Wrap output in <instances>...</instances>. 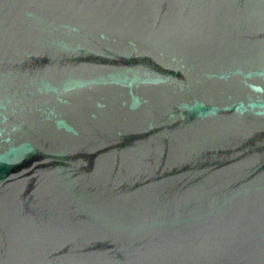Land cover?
<instances>
[{"label":"water","instance_id":"water-1","mask_svg":"<svg viewBox=\"0 0 264 264\" xmlns=\"http://www.w3.org/2000/svg\"><path fill=\"white\" fill-rule=\"evenodd\" d=\"M0 264H264V0H0Z\"/></svg>","mask_w":264,"mask_h":264}]
</instances>
